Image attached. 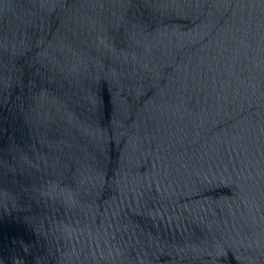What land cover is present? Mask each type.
I'll return each mask as SVG.
<instances>
[{
	"label": "water",
	"instance_id": "1",
	"mask_svg": "<svg viewBox=\"0 0 264 264\" xmlns=\"http://www.w3.org/2000/svg\"><path fill=\"white\" fill-rule=\"evenodd\" d=\"M0 264H264V0H0Z\"/></svg>",
	"mask_w": 264,
	"mask_h": 264
}]
</instances>
